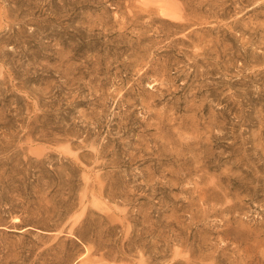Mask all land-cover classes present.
<instances>
[{"label": "rangeland", "instance_id": "374dc122", "mask_svg": "<svg viewBox=\"0 0 264 264\" xmlns=\"http://www.w3.org/2000/svg\"><path fill=\"white\" fill-rule=\"evenodd\" d=\"M0 264H264V0H0Z\"/></svg>", "mask_w": 264, "mask_h": 264}]
</instances>
